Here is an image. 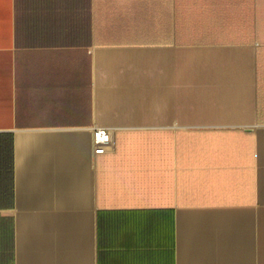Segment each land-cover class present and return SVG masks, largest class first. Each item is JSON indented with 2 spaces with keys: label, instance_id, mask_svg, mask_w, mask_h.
<instances>
[{
  "label": "crops",
  "instance_id": "crops-1",
  "mask_svg": "<svg viewBox=\"0 0 264 264\" xmlns=\"http://www.w3.org/2000/svg\"><path fill=\"white\" fill-rule=\"evenodd\" d=\"M0 264H264V0H0Z\"/></svg>",
  "mask_w": 264,
  "mask_h": 264
},
{
  "label": "built area",
  "instance_id": "built-area-1",
  "mask_svg": "<svg viewBox=\"0 0 264 264\" xmlns=\"http://www.w3.org/2000/svg\"><path fill=\"white\" fill-rule=\"evenodd\" d=\"M94 154H103L108 150L111 143L110 132L105 128H96L92 133Z\"/></svg>",
  "mask_w": 264,
  "mask_h": 264
}]
</instances>
